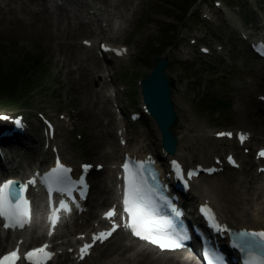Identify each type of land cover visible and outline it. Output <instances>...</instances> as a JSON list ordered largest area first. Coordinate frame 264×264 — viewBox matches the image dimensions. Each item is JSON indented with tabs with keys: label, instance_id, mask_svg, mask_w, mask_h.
<instances>
[{
	"label": "rangeland",
	"instance_id": "obj_1",
	"mask_svg": "<svg viewBox=\"0 0 264 264\" xmlns=\"http://www.w3.org/2000/svg\"><path fill=\"white\" fill-rule=\"evenodd\" d=\"M82 1L64 2L60 7L49 0H0V79L12 86L10 92H0V113L26 114L30 122L42 113L59 121L63 127H59L58 141L68 162L101 163L109 168L119 150L106 158L104 152L112 151L111 143L103 151L95 148L99 136L114 137L115 122L105 96L107 84L98 79L102 70L94 51L81 44L82 39L98 38L126 45L134 52L120 63L113 77L114 87L124 86L123 96L131 111L140 107L138 79L150 72L157 57H168L166 73L177 115L174 128L183 131L178 145L189 157L186 163L231 149V141L206 142L221 129L245 128L264 139V129L258 124V114L264 112L256 97L264 93V62L236 38L222 11L213 14V23L201 19V12L212 6L211 0H97L98 16L89 15L91 9ZM220 1L228 11L239 9V17L255 34L264 33V0ZM194 37L196 44L191 45L189 39ZM199 46L209 47L211 55L201 54ZM124 133L129 147L148 135L161 140L144 116L126 126ZM41 135V131L34 134L29 149L17 151L16 159L24 167L48 158L40 153ZM239 152L245 166L241 171L226 170L220 178L238 184L246 191V199L255 185H264V174H256L249 166L250 156L242 149ZM108 173L111 178L112 172ZM94 181L92 205L99 199ZM118 237L83 264H104L118 256L111 250ZM137 252L133 248L125 255L139 256ZM143 256L139 258H147Z\"/></svg>",
	"mask_w": 264,
	"mask_h": 264
},
{
	"label": "snow or ice",
	"instance_id": "obj_2",
	"mask_svg": "<svg viewBox=\"0 0 264 264\" xmlns=\"http://www.w3.org/2000/svg\"><path fill=\"white\" fill-rule=\"evenodd\" d=\"M4 119H6V117ZM17 124H19V121H17ZM245 139V135L240 136L241 142ZM260 155L264 157V152H261ZM229 159L231 160V158ZM123 167L126 174L124 211L129 216L130 223L128 224V227L131 229L132 234L158 246L161 250H177L183 248L184 241L189 239L184 231L159 228L156 226V222L152 218L154 213L149 207L150 201L146 197L144 190V180L142 175L144 165L138 164L130 167L128 163H125ZM70 171V169L63 167L57 162V168L45 178L46 181L52 180L53 183L58 185L55 189L49 185V194H51L53 190L60 192L62 195L67 194V184L69 182L67 174ZM207 171L211 174L215 169H207ZM151 175L155 180L156 174L151 173ZM195 175H197L196 172L187 173L189 179ZM181 178H183V174H181ZM29 183L35 184V181H29ZM59 185H63V187H60ZM26 189L27 185H18L17 182L12 180H8L3 185H0V218H3V227L5 229H14L17 227L23 228L25 224L30 222V205L29 201L24 196ZM60 208L63 211H70V209L67 208V205L63 202H61ZM172 211L176 216L181 215V213L174 208ZM114 215L115 212L110 211L106 214V218L111 219ZM208 218L213 227L217 230H224L215 222V216L211 214L210 211L208 212ZM58 219L59 217L53 213V218L51 220L53 227L57 224ZM114 231L115 227H113L111 231L101 232L94 235L92 238L93 244L97 241L104 243V241L112 236ZM49 235H51V232ZM93 244H85L84 247L81 248V259H84V257L89 254V249L93 247ZM235 246L239 247L241 251L247 252L245 264H264V255L253 254V250L264 253V231L239 233L237 235V243ZM48 248L49 245L44 244L39 248L32 249L24 254L23 259L27 261V264H47V262L53 257V253L48 251ZM20 259L19 248H17L0 258V264H17ZM208 264H213V260H208ZM215 264H220L218 258H215Z\"/></svg>",
	"mask_w": 264,
	"mask_h": 264
},
{
	"label": "bare ground",
	"instance_id": "obj_3",
	"mask_svg": "<svg viewBox=\"0 0 264 264\" xmlns=\"http://www.w3.org/2000/svg\"><path fill=\"white\" fill-rule=\"evenodd\" d=\"M97 6V5H96ZM116 48V47H115ZM121 52V56L127 55L126 50H122L121 48H118ZM118 59V58H116ZM97 62V61H94ZM99 62V61H98ZM97 62V63H98ZM119 70V67H118ZM99 77V76H98ZM99 79V78H98ZM100 80V79H99ZM98 80V81H99ZM101 82V80H100ZM103 84L106 85V82ZM244 115H241L240 118H244ZM152 122V121H151ZM258 124L259 126H262L264 129V114L260 113L258 114ZM152 126L155 128V125L152 122ZM176 137L180 139V137L183 135V131L180 130L179 132L177 131L176 128L173 129ZM264 131V130H263ZM262 131V132H263ZM264 134V133H263ZM59 135V134H58ZM264 136V135H263ZM49 139V138H48ZM111 140V141H109ZM254 140L257 143H261L260 141H264V139H261V137H258L256 134L254 136ZM221 140H209L206 142H220ZM113 142V143H112ZM113 146L112 151L110 153L104 152V157H113L115 156V151H118V147L116 145V142L114 140V137L110 138H104L103 136H99V141H97V144L95 145V148L97 150H102L104 149V145ZM137 143V142H136ZM54 146H59L57 142L54 143ZM133 149L137 150L138 153H141L145 150H155L158 149L160 150V139L157 136H145L143 141H139L136 145H134ZM68 150L70 151L71 148L68 147ZM61 154L65 151V149H61L59 147L58 150ZM102 151H100L102 153ZM57 152H54V155H57ZM161 156H164V154L161 152ZM176 159L180 160L181 162H186L187 158H189L185 150L181 148L180 145L177 146L176 148V155L174 156ZM116 159V158H114ZM166 158H164L165 160ZM170 157L167 159V163L169 162ZM212 159V158H211ZM191 159H188L187 163L190 162ZM209 160V158H208ZM113 161V160H112ZM111 161V163H112ZM183 162V163H184ZM209 162V161H208ZM73 163V162H70ZM211 162H209L208 165H210ZM75 164V163H74ZM26 167L23 166L22 164V169L24 170ZM108 169H105L101 173H97L94 176V180L96 179V182L94 181L96 192L99 195V199L97 200L98 203H96V206L99 205H106L107 203L110 204L112 202V196H113V191L111 190H105V187L107 186L108 180L110 176H108ZM15 173H18L17 169L15 170ZM223 175V173H219L218 175H214L208 178H201V179H196L193 183V188L191 190V203H195V207L202 202L203 200L208 199L210 203L214 206L216 209L218 215L220 217L232 224L235 228H250V229H264V185L260 183V185H255L254 188H250L251 190L248 191L247 193V198L245 199L243 197V194H246L242 188H238V184H228V182L222 181L220 178ZM263 175V174H262ZM5 176L2 173L0 174V179ZM218 180H215L217 179ZM228 180L231 181L232 178L228 176ZM104 193H107L106 196H103ZM101 201L99 202V200ZM204 203H207L204 201ZM94 214H88V220L85 223V226L83 228L79 227L77 232H84L86 231L90 226L91 220L89 217H92ZM105 228V226H102ZM117 236V235H116ZM125 240V235L121 234L118 237L117 242L114 244L111 250L114 249V253H119L118 256H113L111 259H106L104 264H133L135 258H131L129 256H126L125 253L129 252L131 248H134L136 244H126L124 242ZM14 243V242H13ZM11 244V247L13 245ZM1 246V242H0ZM147 249H144L143 251H146ZM165 256L164 258L162 257H154L153 253L148 254L149 257L152 260V264H178L175 261V257L182 258L183 255L181 253H174V255L167 256L169 253H164ZM153 255V257H152ZM187 262H190L186 260ZM146 260L144 259L141 263L138 261L137 264H145Z\"/></svg>",
	"mask_w": 264,
	"mask_h": 264
},
{
	"label": "water",
	"instance_id": "obj_4",
	"mask_svg": "<svg viewBox=\"0 0 264 264\" xmlns=\"http://www.w3.org/2000/svg\"><path fill=\"white\" fill-rule=\"evenodd\" d=\"M168 60L165 56L156 59L155 67L149 76L141 80L142 95L145 106L152 116L162 137V146L170 153H174L177 147V138L172 132L176 123L170 87L165 67Z\"/></svg>",
	"mask_w": 264,
	"mask_h": 264
},
{
	"label": "trees",
	"instance_id": "obj_5",
	"mask_svg": "<svg viewBox=\"0 0 264 264\" xmlns=\"http://www.w3.org/2000/svg\"><path fill=\"white\" fill-rule=\"evenodd\" d=\"M15 69V68H14ZM16 70V69H15ZM11 86V84L10 85H5V83H4V80L3 79H0V92H2V91H5L4 93L6 94V92H8L7 90H9V92H10V87ZM12 87V86H11ZM12 90V89H11Z\"/></svg>",
	"mask_w": 264,
	"mask_h": 264
}]
</instances>
